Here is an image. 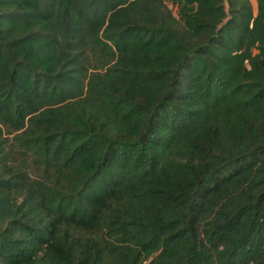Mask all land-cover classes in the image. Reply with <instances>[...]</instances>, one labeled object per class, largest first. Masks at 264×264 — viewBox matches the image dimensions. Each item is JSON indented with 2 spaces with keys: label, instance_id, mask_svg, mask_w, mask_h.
Here are the masks:
<instances>
[{
  "label": "trees",
  "instance_id": "16d2710c",
  "mask_svg": "<svg viewBox=\"0 0 264 264\" xmlns=\"http://www.w3.org/2000/svg\"><path fill=\"white\" fill-rule=\"evenodd\" d=\"M255 1L0 0V264H264Z\"/></svg>",
  "mask_w": 264,
  "mask_h": 264
},
{
  "label": "rangeland",
  "instance_id": "374dc122",
  "mask_svg": "<svg viewBox=\"0 0 264 264\" xmlns=\"http://www.w3.org/2000/svg\"><path fill=\"white\" fill-rule=\"evenodd\" d=\"M250 1H251L252 5H253V9L255 11L256 10V1L255 0H250ZM167 5H168L169 8L172 9L173 13L176 14V11H177L176 8L173 7L169 2H167Z\"/></svg>",
  "mask_w": 264,
  "mask_h": 264
}]
</instances>
